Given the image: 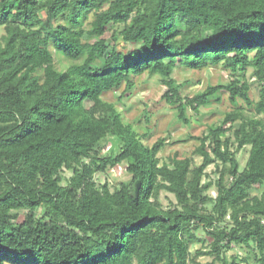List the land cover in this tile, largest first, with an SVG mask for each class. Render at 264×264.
<instances>
[{"label":"trees","instance_id":"obj_1","mask_svg":"<svg viewBox=\"0 0 264 264\" xmlns=\"http://www.w3.org/2000/svg\"><path fill=\"white\" fill-rule=\"evenodd\" d=\"M118 24L113 40L137 46L99 43ZM0 26V264H202L201 256L243 264L246 257L227 255L235 246L264 264V189L251 193L264 185V0H0ZM52 44L72 61L65 69ZM218 64L240 75L252 68L258 101L245 77L182 95L178 65ZM144 73L164 78L161 98L184 123L189 108L199 112L229 94L237 108L196 137L200 164L177 155L161 163L166 139L145 143L104 99L123 85L124 96ZM239 99L256 115L244 114ZM108 137L116 143L103 154ZM246 146L241 166L236 151ZM215 162L224 167L212 196L203 179ZM123 163L128 180L114 189L95 181ZM66 170L73 175L64 184ZM162 191L176 203L165 208Z\"/></svg>","mask_w":264,"mask_h":264},{"label":"rangeland","instance_id":"obj_2","mask_svg":"<svg viewBox=\"0 0 264 264\" xmlns=\"http://www.w3.org/2000/svg\"><path fill=\"white\" fill-rule=\"evenodd\" d=\"M94 15L91 14L89 20L86 22L88 26L89 22L93 19ZM63 17L58 21L62 22ZM123 25L118 24L113 27H107L104 35L99 38V43L105 41L111 43H117L120 47H134L136 43L126 44L121 37L117 40H113L114 34L122 29ZM5 33L3 26H0V36ZM51 50L55 56L56 65L65 69L72 61L66 58L64 55L57 52L55 46L51 45ZM92 49L91 52L95 51ZM244 75V76H243ZM240 75L234 73L224 64H218L215 66H209L200 70L191 69L186 65H178L173 73V77L177 84L180 85L182 95L193 96L197 93L203 92L208 85H217L218 83H228L233 79H240V82L245 77L251 84L250 98L256 102L259 99L260 83L253 77L252 68H248L246 72ZM135 86L131 91L122 95L124 85L107 91L103 97L106 101L113 102L117 105L120 112L123 114L126 123H131L135 128L144 136L145 143L151 145L159 138H165V147L159 152L161 163L169 162L170 157L177 155L179 158L192 157L193 164L198 165L202 162V157L195 153V149L200 144V141L196 138L207 133L209 125H218L225 114L231 110L237 108L230 100L229 94L221 92L218 97H212L211 103L207 106H202L199 112L189 108L187 116L190 120L189 123H184L178 118V110L176 107L170 105L161 96L166 89V85L163 81V77L160 74L144 73L139 76L133 77ZM238 106L248 116L256 115L253 107L249 106L243 99H239ZM261 117V115H260ZM240 120H238L234 126L237 127ZM230 136L231 148L235 149L234 135L232 133L223 134V139ZM116 141L114 137H108L104 139L101 144V153H108L109 150L115 145ZM249 146L243 147L236 151V155L239 159L241 166L246 164ZM220 164L218 169L216 162L212 163L206 170V175L203 179L204 182L210 183L208 193L212 196L216 195V181L220 175V170L224 167ZM73 175L72 170H66L64 173V184L68 183V179ZM126 170V163L112 166L104 172H97L94 175L95 181L99 185L109 183L111 188L114 189L119 185L121 181L128 180L130 178ZM264 189L263 186L256 185L251 189L252 194H260ZM160 201L165 208L171 207L176 203L174 194L168 191H162L160 195ZM212 205H209L211 208ZM27 211L20 210L18 220L25 219ZM199 236L205 241L204 247L209 246L210 239L208 235L202 230L199 231ZM202 246L201 242L192 246V251ZM232 254H238L242 257H246V262L243 264H261L255 261L253 253L246 247L235 246L233 250L228 251L227 255L230 257ZM212 256H201L198 261L202 264H211ZM7 264H13L8 262ZM218 264V263H217Z\"/></svg>","mask_w":264,"mask_h":264}]
</instances>
